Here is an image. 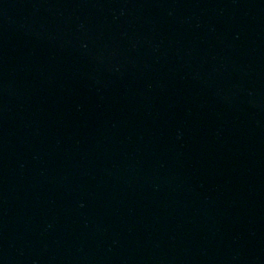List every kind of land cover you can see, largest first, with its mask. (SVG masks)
<instances>
[{
  "label": "water",
  "instance_id": "95a60500",
  "mask_svg": "<svg viewBox=\"0 0 264 264\" xmlns=\"http://www.w3.org/2000/svg\"><path fill=\"white\" fill-rule=\"evenodd\" d=\"M0 264H264V0H0Z\"/></svg>",
  "mask_w": 264,
  "mask_h": 264
}]
</instances>
